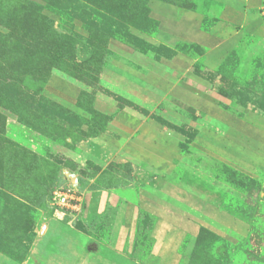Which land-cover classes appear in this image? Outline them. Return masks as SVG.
<instances>
[{"label":"rangeland","instance_id":"1","mask_svg":"<svg viewBox=\"0 0 264 264\" xmlns=\"http://www.w3.org/2000/svg\"><path fill=\"white\" fill-rule=\"evenodd\" d=\"M123 201L135 260L164 223L178 264H264V0H0V249L110 243Z\"/></svg>","mask_w":264,"mask_h":264},{"label":"crops","instance_id":"2","mask_svg":"<svg viewBox=\"0 0 264 264\" xmlns=\"http://www.w3.org/2000/svg\"><path fill=\"white\" fill-rule=\"evenodd\" d=\"M135 205L120 203L119 218L110 243L88 245L89 236L62 223L43 228L24 264H146L124 251L129 231L135 228ZM160 224V222H159ZM154 252L159 264H178L184 231L177 226L161 225ZM0 264H20L0 251Z\"/></svg>","mask_w":264,"mask_h":264},{"label":"built area","instance_id":"3","mask_svg":"<svg viewBox=\"0 0 264 264\" xmlns=\"http://www.w3.org/2000/svg\"><path fill=\"white\" fill-rule=\"evenodd\" d=\"M53 199L62 209H69L74 207L76 197L70 190H58L54 192Z\"/></svg>","mask_w":264,"mask_h":264},{"label":"trees","instance_id":"4","mask_svg":"<svg viewBox=\"0 0 264 264\" xmlns=\"http://www.w3.org/2000/svg\"><path fill=\"white\" fill-rule=\"evenodd\" d=\"M179 104L183 105V103H181V102H180ZM183 106H185L187 110H189V111H191V112H195V109H194L193 107H191V106H189V105H183ZM0 251H1L2 253L6 254L7 256H9L10 258L16 260L15 257L9 255L7 252L2 251L1 249H0ZM16 261H17V260H16Z\"/></svg>","mask_w":264,"mask_h":264}]
</instances>
